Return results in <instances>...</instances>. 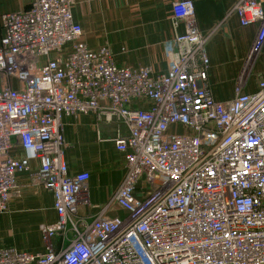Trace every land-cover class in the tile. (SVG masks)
I'll use <instances>...</instances> for the list:
<instances>
[{
    "label": "built area",
    "instance_id": "2783aa9c",
    "mask_svg": "<svg viewBox=\"0 0 264 264\" xmlns=\"http://www.w3.org/2000/svg\"><path fill=\"white\" fill-rule=\"evenodd\" d=\"M78 3L33 0L1 17L0 214L42 189L57 220L38 226L43 252L0 247V264H264V74L253 94L239 85L232 100L214 98L193 0L172 4L183 32L166 72L82 42ZM235 12L259 25L260 53L264 0H237ZM81 115L114 124L126 168L92 217L90 174L64 159V120Z\"/></svg>",
    "mask_w": 264,
    "mask_h": 264
},
{
    "label": "crops",
    "instance_id": "0c3cea01",
    "mask_svg": "<svg viewBox=\"0 0 264 264\" xmlns=\"http://www.w3.org/2000/svg\"><path fill=\"white\" fill-rule=\"evenodd\" d=\"M175 1L104 0L89 3L79 0L74 16L83 30L82 42L90 48L108 45L122 66H150L157 72H166V48L177 32H183L182 28L175 30L172 24L171 7ZM193 1L211 62L209 88L214 98L219 102L232 100L239 85H242L244 94L256 92L259 76L264 74V57L256 63L250 77L243 80L241 76L259 25L243 27L240 24L235 12L237 0ZM32 2L0 0V39L1 17L26 10ZM63 134L67 143L64 159L69 172L90 174L91 207H85L82 213L95 216L97 207L108 202L126 175L124 155L111 142L116 136V128L114 124L97 122L93 116L81 115L65 118ZM27 190L25 188L22 197L11 203V212L0 217V247L43 252L45 246L38 226L57 220L53 195L42 189L37 192ZM26 195L32 196L26 198ZM26 204L40 212L29 223L17 217ZM30 234L33 235L32 241L26 238ZM54 244L57 246L58 241L55 240Z\"/></svg>",
    "mask_w": 264,
    "mask_h": 264
},
{
    "label": "rangeland",
    "instance_id": "374dc122",
    "mask_svg": "<svg viewBox=\"0 0 264 264\" xmlns=\"http://www.w3.org/2000/svg\"><path fill=\"white\" fill-rule=\"evenodd\" d=\"M251 49V48H250ZM262 57H264V48L263 50L258 53V54H251V52L249 51V54L247 56V59H246V62H245V65L242 69V76L241 78L243 80H245L246 78L250 77L253 73V70H254V67L256 65V63L259 61V59H261ZM29 196H32V195H26L25 197L28 198ZM11 208L12 206H10L9 210L3 214H0V217L5 215V214H8L11 212ZM39 213L40 212H37L31 205L29 204H26L22 210L19 212V214L17 215L18 217V220H23V221H26V222H31V221H34V217L36 215L39 216ZM45 212H43L44 214ZM20 215V216H19ZM25 216V217H24ZM17 219V218H16ZM18 222V221H17ZM38 225V224H37ZM23 226V225H20V227ZM30 225H27L26 227H28ZM35 229V228H33ZM32 231V228L30 229ZM39 231V230H38ZM26 238H28L30 241H32L31 239L33 238V235H28L26 236ZM58 241V240H57Z\"/></svg>",
    "mask_w": 264,
    "mask_h": 264
}]
</instances>
